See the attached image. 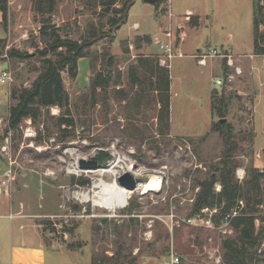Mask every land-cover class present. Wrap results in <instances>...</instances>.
Masks as SVG:
<instances>
[{
	"label": "rangeland",
	"instance_id": "1",
	"mask_svg": "<svg viewBox=\"0 0 264 264\" xmlns=\"http://www.w3.org/2000/svg\"><path fill=\"white\" fill-rule=\"evenodd\" d=\"M37 1L8 0L7 21L0 10V39L7 43L0 56V79L3 71L12 74L11 82L0 81V183L10 159L14 162L10 194L0 196V262L8 256L9 242L40 239L47 247V264H92L94 257L111 258L117 252L129 264H167L173 254L180 258L179 264H209L214 249L220 250L224 264L223 244L238 236L233 220L244 212L257 218L256 229L263 232L257 261L252 264H264L260 254L264 251V204L252 201L249 206L245 200L239 201L229 213L237 211L229 227L223 226L225 218L216 224L218 208L191 216L203 182L215 178L214 190L221 191L220 170L227 155L240 185L253 182V172L264 174V78L260 81L258 76L264 77V56L250 59L254 53V0H159L158 5L115 0L110 13L102 10L101 0H54V10L42 13ZM131 3L128 20L114 33V41L112 33L97 34L88 49L90 57L79 61L77 76L62 74L70 96V115L58 106L43 108L36 121L26 118L19 128L10 130V108L17 102L12 93L19 96L31 90L42 69L40 52L49 38L42 35L43 26L82 43L91 28L98 32L109 28L113 10ZM169 8L188 36L183 46L186 57L176 59L168 69L173 84L169 95L172 133L166 121L163 126L159 120L161 113L167 114L162 101L166 97L147 84L142 90L130 79L138 60H156L158 48L153 38L168 22ZM187 9L197 15L190 13L184 19ZM135 23L140 29H133ZM145 35L150 43L135 44ZM125 41L129 55L124 54ZM210 49L234 55L245 70L242 77L225 82L224 59H209L202 67L190 56ZM11 50L30 57H12ZM106 52L115 58L113 81L119 75L120 82L93 96L90 62ZM95 64L93 74L100 70V62ZM251 64L257 68L255 74H251ZM217 80L225 84L216 85ZM152 81L156 83V79ZM61 117L74 124L60 127ZM222 119L226 123H220ZM219 123L229 126L230 139L216 127ZM27 129L36 136L28 138ZM100 148L122 161L116 169L119 176L129 163L136 170L161 173L162 190L137 192L127 208L115 213L77 200L75 193L90 190L100 179L80 170L79 161ZM103 179L112 181L108 174ZM259 183L264 195L263 176ZM190 218L195 220L189 223ZM207 219L216 228H207Z\"/></svg>",
	"mask_w": 264,
	"mask_h": 264
},
{
	"label": "trees",
	"instance_id": "2",
	"mask_svg": "<svg viewBox=\"0 0 264 264\" xmlns=\"http://www.w3.org/2000/svg\"><path fill=\"white\" fill-rule=\"evenodd\" d=\"M157 3L156 5H158ZM48 5V8L45 6ZM134 3L123 7L122 9L116 8L113 10V16L109 20V28L104 30L103 28L98 32L96 29H90L86 34V39L82 43L74 41L69 37H61L56 30L47 26H43L41 33L43 36H48L46 40V48L40 52V57L42 61V69L32 85V89L29 91H24L19 96L16 92L12 93L13 99H17L14 106L10 108V118H9V129L19 128L22 121L26 118H31L34 121L40 115L43 108L49 109L58 106L62 110L65 109V114L70 115V96L65 88L64 80L62 77L63 73H68L72 77H76L79 72V61L83 58H89L88 49L91 44L94 43L97 38V34L103 33L104 36L108 33L113 34V40L115 39L114 33L118 31L128 20V14ZM115 0H101V8L105 12L115 7ZM254 54L258 56H264V0H254ZM0 10L4 16L5 21H7L8 14V0H0ZM38 12H47L49 10H54V0H38L37 1ZM119 17V18H115ZM52 32H48L51 31ZM106 34V35H105ZM146 42L150 43L151 38L148 35L143 37H138L135 41L140 47V43ZM7 43L6 40L0 39V56L4 54L6 50ZM124 54H130V46L127 41L123 43ZM61 50V51H60ZM8 54L12 57H18L25 59L30 57L29 54H23L15 50H11ZM51 55V56H49ZM101 58L91 59V82L90 90L91 95H95L98 90L104 91L110 87L111 83L117 84L120 82V76H116V80L113 81L112 71L113 65H115V58L108 52L101 53ZM96 60L100 62V70L93 74V71L97 69L95 64ZM138 65L133 66L130 70V79L132 83H137L139 87L143 90L146 84L156 91H160L162 95L166 97L163 99L164 108L167 111L166 116L161 113L159 116L160 123L164 126L171 128V76L168 69L160 67L158 64V59L155 61L150 59H140L138 60ZM143 75V76H142ZM156 79V83L152 80ZM88 88V89H89ZM141 98V96H140ZM221 113V117H224V113ZM74 124L73 120L69 118L61 117L59 118L60 127L72 126ZM216 127L221 128L225 131L226 138L230 139V128L222 124H216ZM230 149L228 148L227 152ZM231 157L227 155L223 162V168L220 170V184L222 189L219 193L214 190V185L217 183L215 178L210 181L203 182L201 184V190L197 196L196 200V210L194 214L202 212L205 209H219V214L215 218L216 224H219L223 218L228 215L235 205L239 201L245 200L247 205L250 206L252 201H256V204H264V195L261 193L262 189L259 183V178L264 174H257L253 172V182H248L245 184L247 186L240 185L235 180V169L234 166L231 167L229 160ZM229 160V161H227ZM233 164V162H231ZM89 184V183H88ZM251 194L255 195L252 199ZM262 197V199H261ZM191 219V218H190ZM256 219L254 216H248L244 212L235 217L233 220V225L238 233L235 239H228L223 244L224 249V264H252L257 261L258 252L262 246L263 232L256 229ZM218 220V221H217ZM220 220V221H219ZM260 254L264 255V251ZM127 258L122 255L121 252L115 253L113 257H94L92 259V264H129Z\"/></svg>",
	"mask_w": 264,
	"mask_h": 264
},
{
	"label": "built area",
	"instance_id": "3",
	"mask_svg": "<svg viewBox=\"0 0 264 264\" xmlns=\"http://www.w3.org/2000/svg\"><path fill=\"white\" fill-rule=\"evenodd\" d=\"M172 2V0H169ZM168 22L161 27L160 34L154 36L153 44L158 48V55L156 56L158 59V63L161 67L171 70L173 66V62L176 59L185 58L186 55L183 51V46L187 40V33L184 30L183 26L177 25L174 20V15L172 13V8H169L168 13ZM190 15L186 16V19H189ZM133 29L138 30L140 29V24L135 23L133 25ZM209 52H198L194 55V58L197 60V64L199 66L205 67L208 65L209 59H215L216 57L224 59V71H225V82L234 83L237 80V77L242 76L244 74V70L242 66H240L237 61L236 57L232 54H225L220 53L218 50H208ZM1 83L11 82L12 81V74L10 72L4 71L2 77L0 79ZM222 80H217L215 82L216 85L223 86L225 84ZM26 136L28 138L35 137L36 134L32 129H27ZM8 147H4L3 150L7 151ZM10 167L8 168L7 172L4 174L3 180L0 183V196L4 194H10V185L11 182L14 180L13 175V168L14 162L10 159L9 163ZM208 210V209H205ZM210 211V210H209ZM232 214H229L225 217V221L223 222L226 224L225 226L229 227L232 223V218L237 215V211H233ZM195 219H189V223H192ZM207 228L212 229L216 228V225L213 224L211 219L206 220ZM221 229V228H220ZM219 249H214L210 252V262L209 264H221L222 257L219 254ZM180 258L176 255H171L170 260L167 264H179Z\"/></svg>",
	"mask_w": 264,
	"mask_h": 264
},
{
	"label": "bare ground",
	"instance_id": "4",
	"mask_svg": "<svg viewBox=\"0 0 264 264\" xmlns=\"http://www.w3.org/2000/svg\"><path fill=\"white\" fill-rule=\"evenodd\" d=\"M121 163V160H114L108 168L91 171V173L99 176L100 179L95 181L94 186L90 190L75 193L74 197L82 203L92 202L95 207L104 208L115 213L118 210L127 208L132 195L137 192L149 194L150 192L162 190L163 180L160 176L161 173L146 169L136 170V166L133 163L127 164L126 167L123 168V171H135L139 175L146 173L150 174V181L140 184L135 191H130L120 186L118 183L120 173L117 172L116 169ZM107 174L112 177L111 182H107L103 179Z\"/></svg>",
	"mask_w": 264,
	"mask_h": 264
},
{
	"label": "crops",
	"instance_id": "5",
	"mask_svg": "<svg viewBox=\"0 0 264 264\" xmlns=\"http://www.w3.org/2000/svg\"><path fill=\"white\" fill-rule=\"evenodd\" d=\"M190 13L196 14L191 9H187L184 15V19H186V16ZM194 55L195 54L190 55L191 58H194ZM256 57H258V55H255L254 53L250 54V59L252 61L255 60ZM252 61H250V63H252ZM250 67L252 70L251 74L252 73L255 74V71L257 70V68L253 64H251ZM244 73H245V70H244ZM258 76L260 78V81H262L263 80L262 78L264 77H262L260 74H258ZM172 86L173 84H172V78H171V93H172ZM171 133H172V123H171ZM20 228L22 230H25V225L22 226V224H20ZM7 253H8V256L5 259H3L0 262V264H47V247L45 246L44 242H42L40 239H38L37 242H24V241L23 242L21 241L20 242H9Z\"/></svg>",
	"mask_w": 264,
	"mask_h": 264
},
{
	"label": "water",
	"instance_id": "6",
	"mask_svg": "<svg viewBox=\"0 0 264 264\" xmlns=\"http://www.w3.org/2000/svg\"><path fill=\"white\" fill-rule=\"evenodd\" d=\"M150 4H157L159 0H144ZM226 119H222L220 123H226ZM115 160V156L108 149L100 148L97 152L87 159H81L79 161V169L82 171H96L102 168L110 166ZM150 181V174H137L135 171H126L118 178L120 186L130 191H135L140 184H144Z\"/></svg>",
	"mask_w": 264,
	"mask_h": 264
}]
</instances>
